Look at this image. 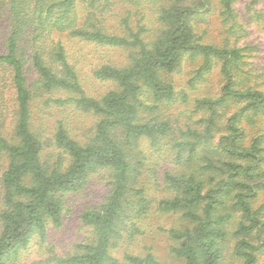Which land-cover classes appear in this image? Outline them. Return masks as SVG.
I'll use <instances>...</instances> for the list:
<instances>
[{
	"label": "trees",
	"instance_id": "obj_1",
	"mask_svg": "<svg viewBox=\"0 0 264 264\" xmlns=\"http://www.w3.org/2000/svg\"><path fill=\"white\" fill-rule=\"evenodd\" d=\"M216 11L223 43L199 30ZM237 26L235 0H0V264H122L113 249L153 211L180 217L175 264H264V90L243 85ZM188 60L200 61L194 79L215 67L223 79L195 100V128L165 115L188 99L171 78ZM51 103L68 115L49 126ZM74 221L87 234L58 252L50 230Z\"/></svg>",
	"mask_w": 264,
	"mask_h": 264
},
{
	"label": "rangeland",
	"instance_id": "obj_2",
	"mask_svg": "<svg viewBox=\"0 0 264 264\" xmlns=\"http://www.w3.org/2000/svg\"><path fill=\"white\" fill-rule=\"evenodd\" d=\"M235 8L238 26L229 35V41L231 45L236 44L238 47L249 46L244 51L246 54L244 57L245 63L242 66L247 71V74L244 75L243 85H251L264 90V0H235ZM138 17L139 13L135 12L134 18ZM203 28L206 29L205 38L215 42L223 43L229 34L227 28L223 26L217 11L200 23L199 30ZM87 49L89 50V47ZM127 54L128 50L125 49H113L108 52L110 59L120 63L126 60ZM109 57L107 56L106 58L108 59ZM199 62V60L194 62L188 60L184 63L181 70L171 76L176 90H186L189 95L187 100H182L179 97L176 101L172 102L174 104L166 110L167 113L165 115L171 117L175 124L182 125L183 127L193 126L195 128L198 126L197 121L206 112L199 111L192 113L195 100L200 97L218 94L223 83L218 67L209 72H204L202 77L194 79ZM84 71L87 72V69L85 68ZM85 82L89 92L92 89L95 93H99L105 87L99 80L91 79V77L90 81L86 80ZM5 92L6 95L4 96L6 99L9 96V92L7 89ZM53 105L49 109V111H52V115L49 117L50 122L47 124L49 126L53 124L55 117H66L68 115L67 113L62 115V113L56 112V110H53ZM65 109L71 110V107L66 106ZM89 124L90 121L85 116V119H82L76 125L88 128ZM258 127H261L264 131V118ZM145 148L149 149V146L146 145ZM93 186H95L94 194L104 190L102 183L94 184ZM262 202H264V192L261 193L256 204L259 205ZM179 223L180 217L177 214L153 211V214L145 221V228L142 229V233L136 235L132 241L123 242L119 247L113 249L112 253L121 260L122 264H127L124 258L125 252L141 255L151 252L164 262L178 263L180 260L171 252V246L176 242L170 237L168 230ZM78 226L77 221H74L70 224V228H65L61 233L53 229L50 230L48 236V240L52 242L50 244L56 245L55 248L58 252L69 249L72 243L83 239L84 235L87 234L86 228H79ZM40 248L39 244H33L29 249V254L33 257H39ZM42 248L45 250V246ZM261 263L262 261L259 264Z\"/></svg>",
	"mask_w": 264,
	"mask_h": 264
}]
</instances>
